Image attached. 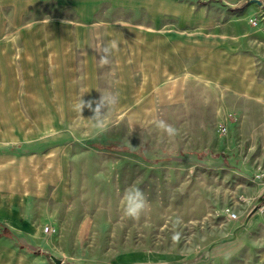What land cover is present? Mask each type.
I'll list each match as a JSON object with an SVG mask.
<instances>
[{
  "label": "rangeland",
  "instance_id": "obj_1",
  "mask_svg": "<svg viewBox=\"0 0 264 264\" xmlns=\"http://www.w3.org/2000/svg\"><path fill=\"white\" fill-rule=\"evenodd\" d=\"M30 17L38 20V10ZM257 30L254 45L244 43L264 82V31ZM4 81L0 75V113L24 93ZM149 101L83 106L108 120L74 123L79 138L65 168L24 170L39 181L24 195L16 187L35 231L12 239L17 251L38 264H54L51 255L61 264H264V104L228 97L215 105L209 95L206 105ZM26 109L69 117L72 107ZM51 160L60 165L58 156Z\"/></svg>",
  "mask_w": 264,
  "mask_h": 264
},
{
  "label": "crops",
  "instance_id": "obj_2",
  "mask_svg": "<svg viewBox=\"0 0 264 264\" xmlns=\"http://www.w3.org/2000/svg\"><path fill=\"white\" fill-rule=\"evenodd\" d=\"M257 9L253 0H0V75L24 91L0 113V264H38L12 241L35 231L18 194L39 181L24 170L65 168L76 123L108 120L82 116L83 106L206 105L208 95L215 105L228 97L264 104L251 54L253 28L264 31V21L249 23ZM47 104L71 114L26 112ZM48 122L55 126L37 125Z\"/></svg>",
  "mask_w": 264,
  "mask_h": 264
},
{
  "label": "built area",
  "instance_id": "obj_3",
  "mask_svg": "<svg viewBox=\"0 0 264 264\" xmlns=\"http://www.w3.org/2000/svg\"><path fill=\"white\" fill-rule=\"evenodd\" d=\"M255 4H257V11L255 12L254 16L249 19V23L251 26H257L260 21H264V0H253ZM260 178H264V169L263 171L258 175ZM230 218L235 219L236 214L230 213ZM53 231L51 227H45L44 232L46 234H50Z\"/></svg>",
  "mask_w": 264,
  "mask_h": 264
},
{
  "label": "water",
  "instance_id": "obj_4",
  "mask_svg": "<svg viewBox=\"0 0 264 264\" xmlns=\"http://www.w3.org/2000/svg\"><path fill=\"white\" fill-rule=\"evenodd\" d=\"M50 258H51V260L55 263V264H61L62 263V261L60 260V259H57V258H55L54 256H50Z\"/></svg>",
  "mask_w": 264,
  "mask_h": 264
},
{
  "label": "trees",
  "instance_id": "obj_5",
  "mask_svg": "<svg viewBox=\"0 0 264 264\" xmlns=\"http://www.w3.org/2000/svg\"><path fill=\"white\" fill-rule=\"evenodd\" d=\"M0 234H1V232H0Z\"/></svg>",
  "mask_w": 264,
  "mask_h": 264
}]
</instances>
